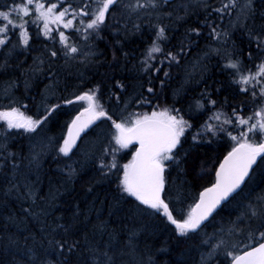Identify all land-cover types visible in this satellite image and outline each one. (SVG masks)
Here are the masks:
<instances>
[{
    "label": "trees",
    "instance_id": "trees-1",
    "mask_svg": "<svg viewBox=\"0 0 264 264\" xmlns=\"http://www.w3.org/2000/svg\"><path fill=\"white\" fill-rule=\"evenodd\" d=\"M144 1L140 0V3ZM245 1L237 0L235 7L219 14L212 12L208 17L212 26L219 25L218 30L230 32L228 42L224 44L209 38V28L201 26L206 13L196 0H177L156 10L142 8L132 12L118 7L115 19L110 17L106 21L108 26L100 33V38L90 39L87 46L75 33H69L82 52L91 50L94 53L87 59L79 56L66 63L59 55L60 44L54 46L43 35L36 36L39 29L35 24L28 26L32 36L29 48L22 45L13 48L10 43L7 49H0V110L26 105L21 110L36 116L43 114L48 106L61 105L36 133H26L22 129L9 131L8 151L16 153L19 168L14 180L10 162L0 171V264H29L32 252L43 257L48 248L47 241L52 236L60 238L64 235L60 225L69 228L70 235L81 240L82 255L78 257L74 253L73 260L90 262L86 249L98 246L110 254L116 253L119 264H139L141 261L143 264H201L202 255L210 248V244L203 241L209 237L215 239L221 228L227 230L231 221L243 213L249 200L264 191L259 170L249 185L251 190L245 189L231 199L202 230L180 237L174 231V225L162 216L141 213L133 203L134 198H122L117 192L115 176L105 179L99 172L96 156L107 143L110 122L98 121L99 127L95 126L80 141L70 154L71 158L57 153L66 135L67 124L79 111L78 104L67 105L63 100L98 86L101 103L110 114H116L113 118L117 117L125 102L138 96L152 103L143 106L130 103L129 112H148L157 104L180 109L192 127L182 138L181 163L169 169L165 191L173 198L179 194L181 206L187 208L204 187L211 185L214 170L231 148V142L222 133L210 135L202 125L214 112L231 116L232 109L236 108L247 117L256 107L250 95L251 86L248 93L241 91V86L233 82L232 72L224 68L225 59L215 53L204 55L209 51V45L227 49L234 53V59L239 56L243 60V71L256 70L254 65L260 63V56L255 44L250 45L248 31H264V0H253L254 15L249 14L247 20L244 16L235 22ZM12 2L0 0V10H7L3 4L11 5ZM71 2L75 7L81 0ZM129 2L135 3V0H123V3ZM207 2L211 5L208 11H211L227 4L228 0ZM185 4L189 5L187 16L182 7ZM244 11L246 15L248 9ZM169 12L171 16L167 15ZM178 16L184 19H177ZM158 23L166 27L165 51H177L183 44L185 52L179 65L173 64L169 68L165 61L159 73L145 72L142 61L155 39L154 25ZM134 24L139 25V30L133 27ZM190 27L201 29L199 37L192 35L194 43L191 44L185 38ZM10 35L12 42L16 43L18 31ZM53 47L58 52L56 58H50L48 54ZM249 51L253 53L251 61L247 56ZM151 63L154 67L160 66L158 61ZM164 71L170 73L169 77L163 76ZM160 80L165 81L163 88ZM148 87L154 89L155 98L147 92ZM209 99L215 100L216 105L208 103ZM198 100L203 108L196 107ZM196 133L199 136L193 141L192 136ZM3 134V122H0V143ZM133 150L121 152L119 162L126 163L131 159ZM32 152L41 153L38 165L30 163ZM69 168L76 170L74 175H69ZM10 182L18 184V188L9 191ZM26 184L29 187H25ZM29 188L33 194L31 197ZM132 233H135L132 245L126 247ZM85 237L88 244H84ZM50 258L57 259L55 255ZM219 260L222 264V253Z\"/></svg>",
    "mask_w": 264,
    "mask_h": 264
},
{
    "label": "snow or ice",
    "instance_id": "snow-or-ice-1",
    "mask_svg": "<svg viewBox=\"0 0 264 264\" xmlns=\"http://www.w3.org/2000/svg\"><path fill=\"white\" fill-rule=\"evenodd\" d=\"M168 3L169 0H145L143 4L140 0H135V3H123V0H81L74 7L71 0H20L19 3L13 0L11 5L3 4V8L7 10H0V49H7L10 43L13 48L20 45L25 49L29 48L32 36L28 32V24L31 18V23L39 29L36 36L43 35L54 46L59 43L61 46L59 55L66 63L79 56L87 59L94 53L91 50L82 52L75 41H70V36L66 35L64 30H73L87 46L90 39L100 38V33L108 26L106 21L110 17L115 19L114 13L118 7L136 12L142 8L156 10ZM196 3L206 13L201 26L206 25L209 28V38L221 44L227 43L230 32L218 30L219 25L212 26L208 17L212 15V12L219 14L235 7L237 0H228L227 4L212 8L211 11H208L211 5L207 0H196ZM182 7L187 16L189 5L185 4ZM246 7L248 13L245 15V20L249 14L254 15L253 0H248ZM167 15L171 16L172 13L169 12ZM177 19H184V17L178 16ZM232 26L236 27L235 24ZM133 27L139 30V25L134 24ZM154 27L155 39L146 50L142 65L145 72L159 73L165 61L169 68L173 64L179 65L185 46L182 44L177 51H165L163 42L168 40L166 27L159 23ZM17 31V42L13 43L10 33L15 34ZM193 34L199 37L201 29L190 27L186 30L185 38L190 44L194 43L191 39ZM248 36L250 45L255 44L257 54L260 56V63L254 65L256 69L254 72L251 69L243 71V60L239 56L234 59V53L227 49L209 45V51L204 53L206 57L215 53L225 59L224 68L232 72L233 82L241 86V91L248 93L251 86L250 95L256 107L247 117L241 115L236 108L232 109L231 116L214 112L209 117V121L202 125L203 130L210 135L217 136L222 133L231 142V148L214 170V180L211 185L204 187L187 208L181 206L179 194L173 198L165 191L167 176L170 174L169 169L173 165L178 167L181 163L182 138L192 127L178 108L160 107L157 104L155 109L148 112H129L127 109L130 103L141 106L152 103L151 100L138 96L125 102L117 117L113 118L116 114H110L101 103L97 86L75 95L74 98L63 100V103L67 105L81 102V110L67 124L66 135L62 138L57 153L71 158L70 154L77 147V141L81 139L82 134H86L87 130L94 125L99 127L98 121L110 122L107 143L101 147L99 155L96 156L97 167L103 178L110 179L115 176L117 192L122 198H134L133 203L141 213L148 212L150 215L162 216L174 225V231L180 237H187L189 233L202 230L204 222L222 203L235 199L245 189H249L258 170L260 178L264 180V31L253 33L249 30ZM48 54L50 58L58 56L55 47L49 49ZM247 56L250 61L253 60L251 51L247 53ZM152 61H158L160 66L154 67ZM169 75L168 71L163 72L164 77L167 78ZM149 83L151 84V80ZM164 84L165 81L160 80L161 88ZM147 92L155 98L156 93L152 87H148ZM116 99L119 100V97ZM208 103L216 105L215 100L209 99ZM23 107L26 105L0 110V122H3L4 127L3 142L0 143V171L6 163L10 162L13 180L19 165L16 163V153L8 151L9 131L22 129L26 133H36L61 105L48 106L43 114L36 116L22 111ZM196 107L203 108L204 105L198 100ZM198 136L199 133L194 134L192 140L195 141ZM130 148L134 149L131 152V159L126 163H120L119 154ZM40 155V152H32L30 163L38 165ZM75 172L74 168L68 169L70 176ZM10 184L9 191L12 188H18V184L11 182ZM25 187L29 186L26 184ZM32 195L29 188V196ZM59 227L63 228L64 235L60 238L52 236L47 241L48 248L45 249L43 257L32 252L29 264H119L115 259L116 253L110 254L109 251L102 250L98 246H90L86 249L90 254V262L73 260L74 253L78 257L82 255L81 240L71 236L69 228L63 225ZM134 235L135 233L130 234L126 247L132 245ZM203 242L210 244V248L206 254L202 255L201 264H221L219 260L221 253L222 264H264V191L257 193L254 199L249 200L243 213L235 221H231L227 230L221 228L219 236L215 239L209 237ZM84 244H88L86 237ZM134 251L135 249L132 248V252ZM52 255H55L57 259H51Z\"/></svg>",
    "mask_w": 264,
    "mask_h": 264
},
{
    "label": "rangeland",
    "instance_id": "rangeland-1",
    "mask_svg": "<svg viewBox=\"0 0 264 264\" xmlns=\"http://www.w3.org/2000/svg\"><path fill=\"white\" fill-rule=\"evenodd\" d=\"M247 1V0H246ZM246 1L243 3V5L239 8V13H238V15H237V18H236V20H235V22L236 21H240L241 19H243L244 18V16H245V12L246 11H244V10H246L247 9V7H246V5H247V3H246ZM142 3H145V1L144 2H142ZM14 19H15V17H14ZM29 24H28V26L29 25H31V26H33L34 24H32L31 23V18H29ZM234 24V23H233ZM41 27H42V25H41ZM77 27H79V24L77 23ZM233 27V26H232ZM63 30V29H62ZM65 31V33H66V35H69V33H71V32H73L74 33V31L73 30H64ZM54 35L56 34V33H53ZM75 35L76 36H78V34H76L75 33ZM70 36V35H69ZM46 38V37H45ZM47 39V38H46ZM70 41H72L71 40V36H70ZM80 103L81 102H76V104H78L77 106H76V108H78V110H81L80 109Z\"/></svg>",
    "mask_w": 264,
    "mask_h": 264
},
{
    "label": "water",
    "instance_id": "water-1",
    "mask_svg": "<svg viewBox=\"0 0 264 264\" xmlns=\"http://www.w3.org/2000/svg\"><path fill=\"white\" fill-rule=\"evenodd\" d=\"M177 0H169V3L168 4H172V3H174V2H176ZM111 11V10H110ZM98 123V122H97ZM95 127V125L94 126H92V128H90V129H88L87 130V132H86V134H82L81 135V139L79 140V141H77V147H78V145H79V143H80V141L93 129ZM76 147V148H77ZM76 148H74L73 149V151L76 149ZM231 200V199H230ZM228 202H230V201H226V202H224V203H222L221 205H220V207L219 208H217V210L213 213V215L211 216V217H209V219L207 220V221H205L204 222V225L202 226V228L206 225V224H208L209 222H210V220L214 217V215L225 205V204H227ZM199 231V230H198Z\"/></svg>",
    "mask_w": 264,
    "mask_h": 264
},
{
    "label": "bare ground",
    "instance_id": "bare-ground-1",
    "mask_svg": "<svg viewBox=\"0 0 264 264\" xmlns=\"http://www.w3.org/2000/svg\"><path fill=\"white\" fill-rule=\"evenodd\" d=\"M13 52V51H12Z\"/></svg>",
    "mask_w": 264,
    "mask_h": 264
}]
</instances>
